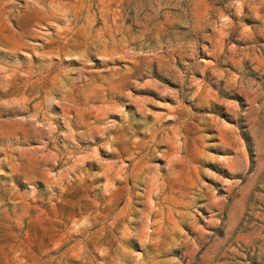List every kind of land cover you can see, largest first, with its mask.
Listing matches in <instances>:
<instances>
[{"label":"rangeland","instance_id":"374dc122","mask_svg":"<svg viewBox=\"0 0 264 264\" xmlns=\"http://www.w3.org/2000/svg\"><path fill=\"white\" fill-rule=\"evenodd\" d=\"M0 264H264V0H0Z\"/></svg>","mask_w":264,"mask_h":264}]
</instances>
